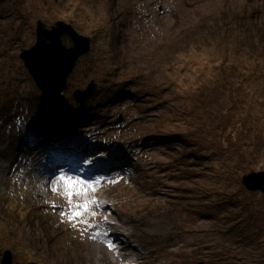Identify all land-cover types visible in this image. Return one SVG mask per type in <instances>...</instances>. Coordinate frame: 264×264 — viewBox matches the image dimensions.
Masks as SVG:
<instances>
[{
  "label": "rangeland",
  "instance_id": "obj_1",
  "mask_svg": "<svg viewBox=\"0 0 264 264\" xmlns=\"http://www.w3.org/2000/svg\"><path fill=\"white\" fill-rule=\"evenodd\" d=\"M40 19L91 37L53 101L19 56ZM92 80L77 123L71 93ZM67 120L89 178L48 149ZM261 148L264 0L0 1V262L10 248L12 264H264V191L243 182ZM61 175L95 191L70 201Z\"/></svg>",
  "mask_w": 264,
  "mask_h": 264
},
{
  "label": "water",
  "instance_id": "obj_2",
  "mask_svg": "<svg viewBox=\"0 0 264 264\" xmlns=\"http://www.w3.org/2000/svg\"><path fill=\"white\" fill-rule=\"evenodd\" d=\"M0 1L3 2L5 0ZM56 25V27L59 26V30L54 29L55 26H47V24L40 19L38 21V25L36 26V42L29 48H23L19 54L25 68L30 73L37 86H40L41 88L46 90L48 94L54 95L53 97H57L59 96V94L62 95L68 85L69 76L62 74L61 71L63 72L65 70H70L71 66L75 67L76 60L84 54H87L91 50V38L80 33L72 23H68L66 21H58L56 22ZM56 31H59V37L53 39V33H57ZM62 33L69 34L73 38L76 45L77 43H79V47L74 49L73 53L62 50L63 46L60 42V39L63 35ZM46 38H52L54 40L51 44V46L53 45L54 49H52L49 44H44ZM62 52L67 57H69V61H63V63L65 64L56 66L53 63L52 59L56 58L57 61L59 56H63ZM54 74L57 75L56 78H58V80L55 82L51 80V77H54ZM95 88L96 83L92 80L85 89H78L74 92V94H76L74 95L75 101L79 103L80 107H83L87 103V100L94 93ZM253 178H259L256 179L258 180V182H255ZM243 182L248 189H262L264 191V172H253L251 174L245 175L243 177ZM257 184H260L259 188ZM12 258L13 251L10 248H7L4 252V256L2 257L0 264H12ZM26 264L39 263L30 262Z\"/></svg>",
  "mask_w": 264,
  "mask_h": 264
},
{
  "label": "bare ground",
  "instance_id": "obj_3",
  "mask_svg": "<svg viewBox=\"0 0 264 264\" xmlns=\"http://www.w3.org/2000/svg\"><path fill=\"white\" fill-rule=\"evenodd\" d=\"M55 26V27H54ZM57 25L54 23L53 25H52V27H54V29H56V30H59V26L58 27H56ZM57 32V31H56ZM59 31L57 32V33H53V39H56V38H58L59 37ZM64 33V32H63ZM62 33V34H63ZM61 38V37H60ZM59 38V39H60ZM52 38H46V40H45V43L44 44H49V46H51V44H52V42L54 41ZM62 39V40H61ZM60 39V42H61V44H62V50L63 51H68V52H70V53H73V50L74 49H76V48H78L79 47V43H77V45L75 44V42H74V40H73V38L69 35V34H63L62 35V38ZM31 47V46H30ZM52 47V49H54V47H53V45L51 46ZM62 54H63V56H59V58L57 59V61H56V58H53L52 60H53V63L57 66V65H63V64H65V63H63V61H69V57H67L63 52H62ZM69 54V53H68ZM62 61V62H61ZM59 67V66H58ZM74 71H75V67L74 66H71L70 67V70H65V71H61V73L62 74H65L66 76L68 75L69 77H71L72 75H73V73H74ZM54 77H51V80L53 81V82H55V81H57L58 80V78H56L57 77V75H53ZM68 81H69V79H68ZM58 87V86H57ZM37 88L40 90V91H43V92H45V93H47V91L46 90H44L43 88H41L40 86H37ZM59 90H61V89H59ZM66 90V89H65ZM64 90V91H65ZM61 92V91H60ZM39 94L42 96L43 94H42V92H39ZM48 94V93H47ZM72 95V97H74V95H76V94H74V93H71ZM54 95H50V94H48V95H46V97L47 98H49V100H50V98L51 97H53ZM57 97H61V94H59V96H57ZM41 100H40V105L42 104V106H43V102H44V100H47L45 97H41L40 98ZM52 99V98H51ZM32 101L34 102V104H35V100L34 99H32ZM51 101H53V99L51 100ZM71 101L69 100V98L67 97V104H63V103H60V106H62V107H69V105L71 104L70 103ZM111 104H113L112 106H114V104L115 103H111ZM67 105V106H66ZM111 106V107H112ZM57 121V119L56 120H54V121H50V126H52V125H54V123ZM70 125H72V124H70V122L67 120V121H65V122H63L62 123V125L60 124V125H57V126H55V129L50 133V134H48L49 136H54V137H56L59 141H61L63 138H66L64 135H63V132L64 133H66L67 132V129L68 130H70ZM99 133L98 134H101V132L100 131H98ZM34 136H39L37 133L36 134H34ZM104 136V134L103 135H98V137L99 138H102ZM53 140H54V138H52ZM108 147H109V144H108ZM56 151V150H55ZM62 152H65V149H63V151ZM75 154V158L76 159H78L79 161H80V159H79V156L80 155H82L83 153H81V151L80 152H78V153H74ZM89 156H91V155H89ZM56 157L59 159L60 158V154H59V152L58 151H56ZM67 159H68V157H67ZM122 159H120L119 160V163H120V165H119V167H118V170H121V171H123V172H125L127 169H126V167L124 168L123 166V164H122ZM138 161V160H137ZM63 164H65L64 162H63ZM80 164H81V161H80ZM132 164H134V162L132 161ZM76 171L77 172H79V173H81V175H85V176H87V173H89V174H91V171L89 170V169H87V168H82L81 170H79V168H77L76 169ZM264 172V171H263ZM113 174H114V176L116 177V171L115 172H113ZM88 178H89V176H87ZM90 179H92V178H90ZM33 193H34V195L35 196H37L38 194H37V192H35V191H33ZM34 195H30V196H34ZM153 199H147V201H145V199L143 200V202L145 201V203H149L150 201H152ZM138 203H136L135 201H131V202H128L127 203V206L128 207H130V208H133V207H135L136 205H137ZM139 206V205H138ZM137 206V207H138ZM72 234H74L73 232H71ZM110 235H112V236H114V233H110ZM114 237H116L117 239H118V241H119V237H117V236H114ZM77 238H78V240L79 239H81L82 238V234L81 233H79L78 235H77ZM121 238H122V236H121ZM121 242L120 243H123V245H124V247H122L124 250H125V248H127V247H131L132 246V244L129 246V242H128V240H127V238H124V240H120ZM53 245H55L54 243H53ZM108 245H111V242H108ZM115 247V246H114ZM133 247H134V249H136L137 250V247H136V245H133ZM120 248V247H119ZM178 251V248L174 251V253H176ZM4 256V255H3ZM59 256V255H58ZM127 256H129V253L127 254ZM106 257V256H105ZM107 258V257H106ZM11 261H13V258L11 259Z\"/></svg>",
  "mask_w": 264,
  "mask_h": 264
},
{
  "label": "snow or ice",
  "instance_id": "obj_4",
  "mask_svg": "<svg viewBox=\"0 0 264 264\" xmlns=\"http://www.w3.org/2000/svg\"><path fill=\"white\" fill-rule=\"evenodd\" d=\"M60 181L63 182L65 185V192L66 195L68 196L69 200L71 201V198L73 194L75 193L76 195H82L86 194V191L88 189H91L92 191H95L94 184L92 183H87L83 179H73L71 177H65L63 175L60 176ZM95 183H99V181H96ZM82 186V187H81ZM55 190V189H54ZM95 200L92 201H85L82 205H76V207H82L85 211L88 209L89 205L91 203H95ZM95 215V213H92ZM82 213L80 211H73L71 215H69V219H73L75 217L81 216ZM111 247V245H109Z\"/></svg>",
  "mask_w": 264,
  "mask_h": 264
},
{
  "label": "trees",
  "instance_id": "obj_5",
  "mask_svg": "<svg viewBox=\"0 0 264 264\" xmlns=\"http://www.w3.org/2000/svg\"><path fill=\"white\" fill-rule=\"evenodd\" d=\"M69 23V22H68ZM256 88L254 89V92L255 93H258L259 92V89L260 88H258V86H255ZM63 98L65 99V104H67V98H65V96H63ZM55 99V98H54ZM89 106L91 105V104H88ZM67 106V105H66ZM65 108H67V107H63V111L65 110ZM62 111V112H63ZM77 112H81L82 113V115L80 116L79 114H78V116H77V123H78V121H80V123H87L88 121H90V119L88 118V116H87V113L84 111V109H79ZM94 112H91L90 114H93ZM260 114H262V113H260ZM89 126V128L87 129L88 131H90L92 128H93V123L91 124V125H88ZM39 127H41V124H39V125H37L36 126V130L39 132V133H41L40 132V130H39ZM70 127V130H72L73 129V125H70L69 126ZM84 130H86V129H84ZM63 134H65L64 132H63ZM34 137H36V136H34ZM38 137V136H37ZM58 147H60V146H58ZM264 150L261 148V149H258V151H254L253 150V158L255 159V160H258L259 158H260V156H261V153L263 152ZM236 153H238L237 151H236ZM261 171H264V168L262 167L261 168V170H259V171H255V172H261ZM250 173V172H249Z\"/></svg>",
  "mask_w": 264,
  "mask_h": 264
},
{
  "label": "clouds",
  "instance_id": "obj_6",
  "mask_svg": "<svg viewBox=\"0 0 264 264\" xmlns=\"http://www.w3.org/2000/svg\"><path fill=\"white\" fill-rule=\"evenodd\" d=\"M60 21H62V20H60ZM31 262H35V261H31ZM30 263V262H29ZM37 263V262H36Z\"/></svg>",
  "mask_w": 264,
  "mask_h": 264
}]
</instances>
